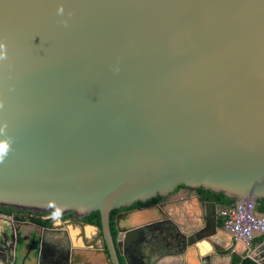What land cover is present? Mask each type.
<instances>
[{"label": "water", "instance_id": "95a60500", "mask_svg": "<svg viewBox=\"0 0 264 264\" xmlns=\"http://www.w3.org/2000/svg\"><path fill=\"white\" fill-rule=\"evenodd\" d=\"M181 186L264 198V0H0V208L91 228L119 264L184 200L118 214L115 244L111 211ZM186 200L208 217L192 239L214 235L218 205Z\"/></svg>", "mask_w": 264, "mask_h": 264}, {"label": "flooded vegetation", "instance_id": "af4514ba", "mask_svg": "<svg viewBox=\"0 0 264 264\" xmlns=\"http://www.w3.org/2000/svg\"><path fill=\"white\" fill-rule=\"evenodd\" d=\"M180 190L182 191L181 194L186 195V197H199L197 189L193 190L189 188L179 187L174 194L164 198V200L156 204L166 203L170 201L173 196L176 195V193H178V191ZM156 204L136 208L118 209L114 214L113 220L115 229L114 235L112 234V227L110 223V232L114 244L118 239V233L115 228V218L118 214L128 212L130 210L142 209ZM220 208L221 207L218 206V210L216 209V226L220 229V231H224L229 236L230 240L231 234L223 230L222 226H219L220 218L218 215V211L220 210ZM203 216V227H206L207 220L205 219L207 217V212L205 214L203 213ZM69 217L71 216L62 217L61 219L64 221ZM35 218L41 220L42 222L48 220L49 225H42L39 222L35 221ZM209 218H212L211 213ZM59 224L60 220H56L49 215H37L17 210H12L10 213L0 211V264H5L6 262L7 254L3 250L7 249L8 247L13 248L12 255L14 256V260L12 261V264H27V261L31 262V260L26 259L25 257L33 258V262H31L30 264H71L69 260L70 250L68 247V229H63L59 226ZM125 225V222H122L120 224V227L126 228ZM150 228L157 230V233L160 237L157 244L156 241L148 242L147 246L150 244L151 248L154 249L152 252L160 254L162 256L172 254L173 250L176 249L178 243L177 240L179 239L183 241V243L186 242L187 245H192V243L196 240L192 239L195 238L194 234L186 236L185 238L183 237V235H180L178 226L170 221L169 218H166V220H163L162 223L160 222V224L156 223L153 227ZM146 232L147 231L143 228V230L138 234L137 238L134 239L135 241L132 242L131 246H125L123 248L122 254L117 253L119 264H146L145 260L146 258L148 259V257L144 255L145 253L142 248V246H144L145 239L141 240L142 235ZM60 234H62L63 237L66 238L65 244L59 242L53 244L49 241L51 237ZM138 240H140L141 242ZM229 242L230 246L229 248H227V251H231L236 245L235 242H233V244L231 243V241ZM229 242H226V244ZM127 244L129 243L127 242ZM107 261L108 264H110V260L108 259Z\"/></svg>", "mask_w": 264, "mask_h": 264}, {"label": "crops", "instance_id": "0c3cea01", "mask_svg": "<svg viewBox=\"0 0 264 264\" xmlns=\"http://www.w3.org/2000/svg\"><path fill=\"white\" fill-rule=\"evenodd\" d=\"M186 198V195L179 194V196H175L171 200H174V203L181 199L184 201L181 200V203L172 205L167 208V210L161 209L160 214L157 211L150 214L154 218L160 217L161 215L169 218L170 221L178 226V231L184 238L192 235L195 231L203 227L202 209L191 200L185 201ZM148 218L149 217H147V219ZM145 219L146 217L142 214H133L126 220L125 227L128 228L139 225L146 222ZM160 222L162 223V221ZM160 222H158V224H160ZM144 230L147 232L142 235L141 240L145 239L142 248L145 253L144 255L148 257V259L146 258L145 260L146 264H238L240 260L246 256L250 257V259L255 262L264 264V239L257 242H253V240L250 248H244L241 244H236L234 249L227 251V248L230 246L229 236L224 231L218 229L214 235L195 240L192 245H187L185 241V243H183V241L179 239L177 240L178 243L173 253L162 256L153 253L152 251L154 249L151 248L150 244L147 246L148 242L156 241L157 244L160 237L157 230L152 228H144ZM67 231L68 247L70 250L69 260L71 264H108L105 255L100 251H95L92 248L86 247L83 243L85 239L86 241L91 240V235L95 233L94 230L87 228L84 238L81 237V233L76 227L69 228ZM65 240L66 238L63 237L62 234L53 236L49 239L53 244L58 242L65 244ZM226 242L229 243L226 244ZM25 258L33 262V258ZM236 258L237 261L235 260ZM31 262L27 261L26 263L30 264Z\"/></svg>", "mask_w": 264, "mask_h": 264}, {"label": "built area", "instance_id": "2783aa9c", "mask_svg": "<svg viewBox=\"0 0 264 264\" xmlns=\"http://www.w3.org/2000/svg\"><path fill=\"white\" fill-rule=\"evenodd\" d=\"M218 215L222 219L223 230L232 235L235 244L250 248L255 238L264 237V215L256 212L255 205L252 210L236 206L220 208Z\"/></svg>", "mask_w": 264, "mask_h": 264}, {"label": "trees", "instance_id": "16d2710c", "mask_svg": "<svg viewBox=\"0 0 264 264\" xmlns=\"http://www.w3.org/2000/svg\"><path fill=\"white\" fill-rule=\"evenodd\" d=\"M181 187H183V186H181ZM197 193H198V195L202 201L214 202L221 208H232L235 205L234 199L228 198L221 193H214L212 191L204 190L202 188L197 189ZM162 200H164V198L157 196V197H154V198H152V199H150L144 203L143 202L134 203L130 208H136V207L156 204ZM12 210L13 209L0 208V211H4L7 213H10ZM255 210L258 214L264 215V198L257 201ZM116 211L117 210H113L110 213V223H111L113 235L115 234V229H114V225H113L114 221L113 220H114V214ZM69 216H71V215H69ZM64 217H68V216H64ZM84 220L88 223H91V224L100 225V215L97 211L92 212L90 215L86 216L84 218ZM35 221L39 222L42 225H46V226L49 225L48 220L42 222L41 220L35 218ZM219 226H222V219L219 220ZM263 239H264V237L260 236V237L255 238L253 242L261 241ZM235 260L237 261V258Z\"/></svg>", "mask_w": 264, "mask_h": 264}, {"label": "rangeland", "instance_id": "374dc122", "mask_svg": "<svg viewBox=\"0 0 264 264\" xmlns=\"http://www.w3.org/2000/svg\"><path fill=\"white\" fill-rule=\"evenodd\" d=\"M181 190L180 191H178V193H176V195H174L173 197H175V196H179V194H181Z\"/></svg>", "mask_w": 264, "mask_h": 264}]
</instances>
